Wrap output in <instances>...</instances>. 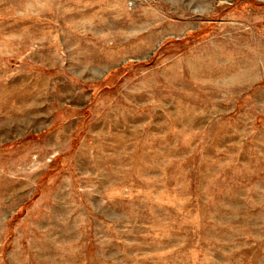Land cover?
<instances>
[{
    "label": "rangeland",
    "instance_id": "374dc122",
    "mask_svg": "<svg viewBox=\"0 0 264 264\" xmlns=\"http://www.w3.org/2000/svg\"><path fill=\"white\" fill-rule=\"evenodd\" d=\"M0 264H264V0H0Z\"/></svg>",
    "mask_w": 264,
    "mask_h": 264
}]
</instances>
